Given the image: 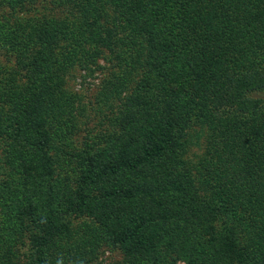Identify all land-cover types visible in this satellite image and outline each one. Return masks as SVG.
Instances as JSON below:
<instances>
[{
  "label": "trees",
  "instance_id": "1",
  "mask_svg": "<svg viewBox=\"0 0 264 264\" xmlns=\"http://www.w3.org/2000/svg\"><path fill=\"white\" fill-rule=\"evenodd\" d=\"M0 60V264H264V0H0Z\"/></svg>",
  "mask_w": 264,
  "mask_h": 264
},
{
  "label": "rangeland",
  "instance_id": "2",
  "mask_svg": "<svg viewBox=\"0 0 264 264\" xmlns=\"http://www.w3.org/2000/svg\"><path fill=\"white\" fill-rule=\"evenodd\" d=\"M98 62L99 64L104 63L101 61V59H99ZM0 63H3V61L0 60ZM5 63L9 64V62ZM103 74L104 73H102V71L99 69H96L92 74H86V71L84 72L83 69H74L66 78L67 83L65 87L69 92L77 91L78 95H81V100L85 102L88 98L91 99L93 97L94 91L98 88L100 79L103 78ZM257 96L264 98V92H259ZM105 112H107V109H105ZM86 113L87 114L85 117L80 118L82 121L78 124L79 129L76 131V133H74V135H71L72 146L80 147L84 142H86L84 138L82 139L83 135L86 133V130H89L90 133L93 134L97 129V124H95L96 116H93L94 112H92V110L87 107ZM103 125L108 126V123L105 121V119H103ZM196 148L197 147H195L193 151H195ZM107 247L108 248L103 247L99 250L96 261H100L101 264H110L119 261L121 256L120 251L113 246ZM177 264L182 263L178 262Z\"/></svg>",
  "mask_w": 264,
  "mask_h": 264
}]
</instances>
